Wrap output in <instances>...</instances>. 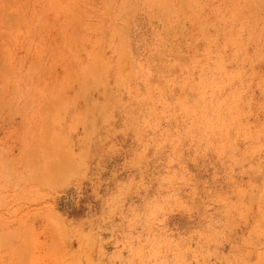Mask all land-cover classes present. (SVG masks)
Returning a JSON list of instances; mask_svg holds the SVG:
<instances>
[{
  "label": "rangeland",
  "instance_id": "rangeland-1",
  "mask_svg": "<svg viewBox=\"0 0 264 264\" xmlns=\"http://www.w3.org/2000/svg\"><path fill=\"white\" fill-rule=\"evenodd\" d=\"M0 264H264V0H0Z\"/></svg>",
  "mask_w": 264,
  "mask_h": 264
}]
</instances>
